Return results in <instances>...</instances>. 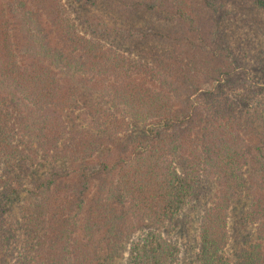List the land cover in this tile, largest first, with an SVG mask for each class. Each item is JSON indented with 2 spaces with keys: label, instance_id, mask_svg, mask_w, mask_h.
<instances>
[{
  "label": "trees",
  "instance_id": "1",
  "mask_svg": "<svg viewBox=\"0 0 264 264\" xmlns=\"http://www.w3.org/2000/svg\"><path fill=\"white\" fill-rule=\"evenodd\" d=\"M70 1L108 2L131 25L88 19L83 31L68 0H0V248L13 247L15 219L36 245H63L43 255L30 243L17 264H112L122 251L125 264H264V234L241 245L231 231L235 215L264 216L251 185L264 118L250 125L244 98L224 90L243 67L220 42L219 0ZM195 222L188 247L173 237L190 240Z\"/></svg>",
  "mask_w": 264,
  "mask_h": 264
},
{
  "label": "rangeland",
  "instance_id": "2",
  "mask_svg": "<svg viewBox=\"0 0 264 264\" xmlns=\"http://www.w3.org/2000/svg\"><path fill=\"white\" fill-rule=\"evenodd\" d=\"M219 2L222 5L220 17L226 18L225 23H223L222 31L227 38L225 41L220 42L223 45H228L230 47V50L237 62L239 61L243 67L236 75H234V77L224 78V90L230 95L233 94V97L240 95L242 99L244 98L242 100L243 106L241 108L250 113V116L246 118L248 119V123L250 125L258 123L260 120V115L261 118H264L262 117L264 116V9L258 8L253 0H219ZM191 3L193 5H198V7L202 6L201 0H191ZM67 5V12L69 16L74 18L76 21H79L76 24L83 23V27L85 22H88L89 20L91 22L93 20L96 23L105 22L110 27L123 28L131 25L130 19H126L122 15L114 16L111 13V8L113 6H110L108 2L105 1L99 3L97 7L90 8L88 11L77 9L73 4H71L70 0H68ZM205 13L206 14L203 15V17L211 18V15L207 11ZM178 26L179 28L176 29L177 31H175V33L176 35L182 37L184 26L181 24ZM83 27L81 28V25L79 24L77 29L86 31V28ZM116 43L118 46H123L124 44L123 49H132L133 53L136 55L140 53L137 48L142 46H136V44L132 41L124 43L119 38ZM158 44H151L148 47L160 51V47L163 46V44ZM182 57L190 62L194 61L197 66H200L203 69H206L205 66H209L205 64L203 66L199 60L209 61L212 59L211 55L192 49H183ZM239 62L238 64H240ZM229 71H231L230 68ZM104 79L107 80V77H104ZM91 92L95 94L92 96V93H89V95H91L89 98H91L93 101L100 102L104 106H107L106 102L107 100L111 99V97L105 96V98H102L101 91L96 92L94 89H92ZM261 160L263 161V164H257L256 171L252 173L254 179L251 180V185L253 190L252 193L255 198L258 197L259 193L264 194V159ZM33 201L32 195H25L22 204L27 202L25 204H27L28 211H30L29 207L34 204ZM248 204L249 201H246L244 205L241 206L242 212L247 211L246 206ZM18 216L20 218V215ZM47 216L49 217L47 211L39 213V217L41 219L38 222V225L40 227H44V221L47 219ZM230 220L231 231L234 233V231H236L235 229H237V231H239L242 235V240L240 243L241 245L245 242V240L246 242H251L257 239L259 235L261 237L264 234V227L260 226L259 224L264 220V216L261 214L254 213L251 217L243 216L241 218L235 215L231 217ZM76 221H79V219H76ZM12 222L14 223V228H16V233L18 235H15V237L10 241V243L13 245L10 250L7 251L0 248V264H17L20 261L18 259H21L19 257L20 253L27 249V246L30 243L35 246L39 241L35 238L30 239L27 235L25 227L20 226L19 223L17 224L15 219H12ZM196 225V222L190 224V240L183 236L180 238L175 234H173V237L177 240L179 239L182 244H185L188 247V244L192 241V237L195 234ZM45 240L41 239L40 246H38V244L35 246L37 250L41 249L43 255H45V253L51 249L59 251L63 247L62 244H56L55 246V244L44 242ZM258 245L260 246L259 250H263L264 240L259 239ZM29 250L30 248L27 250V252ZM126 257L127 255L125 251H122L121 256L113 261L112 264H125Z\"/></svg>",
  "mask_w": 264,
  "mask_h": 264
}]
</instances>
